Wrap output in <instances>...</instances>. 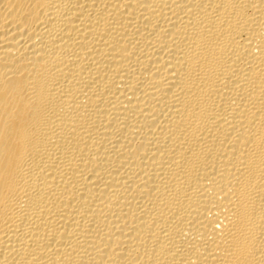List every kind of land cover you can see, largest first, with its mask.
Returning a JSON list of instances; mask_svg holds the SVG:
<instances>
[{"label":"bare ground","instance_id":"obj_1","mask_svg":"<svg viewBox=\"0 0 264 264\" xmlns=\"http://www.w3.org/2000/svg\"><path fill=\"white\" fill-rule=\"evenodd\" d=\"M0 264H264V0H0Z\"/></svg>","mask_w":264,"mask_h":264}]
</instances>
